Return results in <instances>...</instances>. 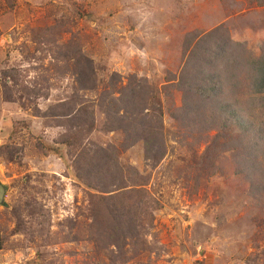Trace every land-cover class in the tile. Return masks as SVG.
<instances>
[{"label": "rangeland", "instance_id": "obj_1", "mask_svg": "<svg viewBox=\"0 0 264 264\" xmlns=\"http://www.w3.org/2000/svg\"><path fill=\"white\" fill-rule=\"evenodd\" d=\"M258 59L264 0H0V264H264V145L207 116Z\"/></svg>", "mask_w": 264, "mask_h": 264}, {"label": "trees", "instance_id": "obj_2", "mask_svg": "<svg viewBox=\"0 0 264 264\" xmlns=\"http://www.w3.org/2000/svg\"><path fill=\"white\" fill-rule=\"evenodd\" d=\"M250 75V76H249ZM249 78L250 80L248 87V92H244V98L232 103L227 102V105L224 103L222 106H213L209 109L208 117L210 118L212 123L219 124L225 127V122H223V119L226 118V120H230L232 116L233 122L236 121V125L234 127H238L237 129L239 132H241L245 139H252L255 143L258 145H264V59H258L251 63V68L249 71ZM205 80L209 83V90L211 93L215 94V89H213L214 81L209 77V75L205 78ZM205 93L208 92V90L204 87L203 88ZM220 95V94H219ZM113 103V102H112ZM120 105H122L124 108L123 110L126 112L127 117H125L123 120H120V125H124V127H138L140 129V136L138 139H142L145 144H149V147H152L154 144V139L151 141H148L145 139V132L147 130L151 129V125L145 121L147 117H143L142 110L138 108V110H130L129 105L126 104L123 101L119 102ZM246 105V106H243ZM256 107H258L259 112L256 113L254 110ZM132 111V112H130ZM128 117L130 119V122L128 121ZM262 118V119H258ZM122 119V118H120ZM257 120H260V123H256ZM230 125H233V123L230 121ZM246 139V140H247ZM248 141V140H247ZM151 145V146H150ZM150 151V150H149ZM158 159V158H157ZM80 179H83V181L88 182V179L86 176H79ZM97 187V186H96ZM94 188V189H100V191H103L106 188ZM2 246V241L0 239V248Z\"/></svg>", "mask_w": 264, "mask_h": 264}, {"label": "water", "instance_id": "obj_3", "mask_svg": "<svg viewBox=\"0 0 264 264\" xmlns=\"http://www.w3.org/2000/svg\"><path fill=\"white\" fill-rule=\"evenodd\" d=\"M5 192H6V188L4 185H2L0 183V205L3 203L4 201V195H5Z\"/></svg>", "mask_w": 264, "mask_h": 264}]
</instances>
